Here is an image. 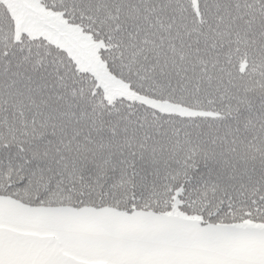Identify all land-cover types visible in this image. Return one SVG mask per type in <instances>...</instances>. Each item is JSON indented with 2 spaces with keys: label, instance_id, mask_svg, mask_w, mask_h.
<instances>
[{
  "label": "snow or ice",
  "instance_id": "6c2138e0",
  "mask_svg": "<svg viewBox=\"0 0 264 264\" xmlns=\"http://www.w3.org/2000/svg\"><path fill=\"white\" fill-rule=\"evenodd\" d=\"M0 264H264V0H0Z\"/></svg>",
  "mask_w": 264,
  "mask_h": 264
}]
</instances>
